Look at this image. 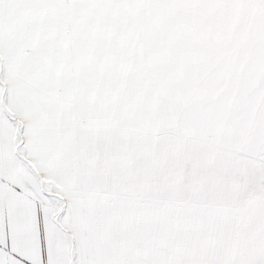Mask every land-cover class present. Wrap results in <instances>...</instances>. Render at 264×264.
<instances>
[{"label":"snow or ice","instance_id":"6c2138e0","mask_svg":"<svg viewBox=\"0 0 264 264\" xmlns=\"http://www.w3.org/2000/svg\"><path fill=\"white\" fill-rule=\"evenodd\" d=\"M0 264H264V0H0Z\"/></svg>","mask_w":264,"mask_h":264}]
</instances>
